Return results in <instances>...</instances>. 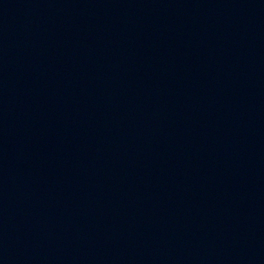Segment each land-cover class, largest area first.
Returning a JSON list of instances; mask_svg holds the SVG:
<instances>
[{
	"label": "water",
	"instance_id": "95a60500",
	"mask_svg": "<svg viewBox=\"0 0 264 264\" xmlns=\"http://www.w3.org/2000/svg\"><path fill=\"white\" fill-rule=\"evenodd\" d=\"M0 264H264V0H0Z\"/></svg>",
	"mask_w": 264,
	"mask_h": 264
}]
</instances>
